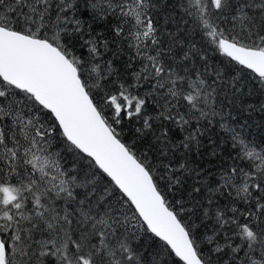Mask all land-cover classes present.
<instances>
[{"label":"snow or ice","instance_id":"1","mask_svg":"<svg viewBox=\"0 0 264 264\" xmlns=\"http://www.w3.org/2000/svg\"><path fill=\"white\" fill-rule=\"evenodd\" d=\"M209 48L264 83V0H0V264H264V143L189 159L243 88Z\"/></svg>","mask_w":264,"mask_h":264},{"label":"trees","instance_id":"2","mask_svg":"<svg viewBox=\"0 0 264 264\" xmlns=\"http://www.w3.org/2000/svg\"><path fill=\"white\" fill-rule=\"evenodd\" d=\"M196 40L199 42V36L196 37ZM207 55L210 64H215L223 69L225 78L234 77L243 85L242 91L237 94V99L225 107V118L222 120L217 117L211 127L205 124L203 135L200 137L201 148L199 154L197 155L195 151L188 154L189 159L199 167L204 168L206 171H214L218 168L221 160L227 159L229 150V144L226 143L228 138L220 126L221 123L235 128L243 137L251 141L264 143V83H261L251 70H241L234 63L229 64L226 57L213 51L212 48L208 49ZM148 111L151 112L152 109L149 108ZM140 126V122L129 123L128 121L120 126L124 142L132 144L138 154L146 150L150 142L155 144V139L148 130H145L143 138L136 133L135 129ZM166 126L170 129L169 135L174 143L183 138V133L170 123H167ZM159 127V122H156L153 125V130L158 132ZM213 152L216 153L215 156L212 155ZM178 155H183V151ZM149 156L151 157V153H149ZM68 159L71 163V156ZM156 170H159V165L156 166ZM191 182V180L188 181L189 184ZM160 186L162 189L164 188L163 181L160 182ZM190 191V188L173 190L168 193V199L172 201L187 200ZM240 206L243 207V204ZM145 239L151 242L150 235ZM156 242L159 243L158 239Z\"/></svg>","mask_w":264,"mask_h":264}]
</instances>
